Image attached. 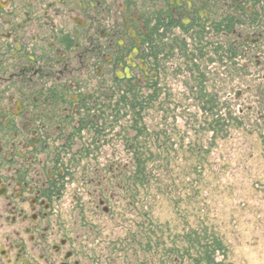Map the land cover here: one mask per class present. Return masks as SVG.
Instances as JSON below:
<instances>
[{
	"label": "flooded vegetation",
	"instance_id": "flooded-vegetation-1",
	"mask_svg": "<svg viewBox=\"0 0 264 264\" xmlns=\"http://www.w3.org/2000/svg\"><path fill=\"white\" fill-rule=\"evenodd\" d=\"M189 100L264 120V0H0V264H90L112 138Z\"/></svg>",
	"mask_w": 264,
	"mask_h": 264
},
{
	"label": "rangeland",
	"instance_id": "rangeland-1",
	"mask_svg": "<svg viewBox=\"0 0 264 264\" xmlns=\"http://www.w3.org/2000/svg\"><path fill=\"white\" fill-rule=\"evenodd\" d=\"M197 105L189 100L176 121L146 117L143 135L125 117V134L112 138L109 213L86 192L107 186L85 189L81 203L90 264H195V240L212 234L228 264H264V120L256 108L239 115L236 104L220 110V132L216 113ZM73 207L62 205V214Z\"/></svg>",
	"mask_w": 264,
	"mask_h": 264
},
{
	"label": "trees",
	"instance_id": "trees-1",
	"mask_svg": "<svg viewBox=\"0 0 264 264\" xmlns=\"http://www.w3.org/2000/svg\"><path fill=\"white\" fill-rule=\"evenodd\" d=\"M143 166L144 165H142V167ZM140 167L141 162L138 161L136 166L137 172L135 174L136 178L142 173ZM194 243L195 245L197 243V246L195 248V264H228L227 248L224 245V242L218 236L212 234L210 237H203V239L198 238Z\"/></svg>",
	"mask_w": 264,
	"mask_h": 264
}]
</instances>
